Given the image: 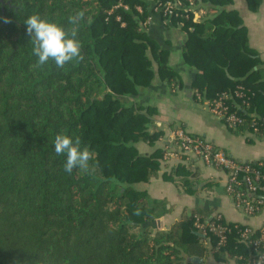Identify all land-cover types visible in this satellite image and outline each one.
Here are the masks:
<instances>
[{
    "label": "trees",
    "instance_id": "1",
    "mask_svg": "<svg viewBox=\"0 0 264 264\" xmlns=\"http://www.w3.org/2000/svg\"><path fill=\"white\" fill-rule=\"evenodd\" d=\"M167 1L0 0V264H194L190 257L201 264L209 257L250 264L252 248L241 240L245 225L224 221L231 232L220 247L211 234L195 235V212L168 231L158 230L166 202L135 187L169 163L164 149L143 154L136 147L153 146L163 136L151 129L156 109L127 102L155 76L172 93L181 87L169 51L141 28ZM192 1L196 11L206 13L207 4L215 15L194 21L192 10H176L179 15L168 20L186 32L182 58L197 70L195 97L212 100L243 87L248 105L240 99L228 104L245 125L229 130L250 139L257 127L255 137L261 139L264 63L239 13L224 8L230 0ZM246 1L257 11L260 0ZM81 11L84 60L64 68L53 61L36 67L24 21L38 14L69 29V18ZM57 134L78 135L89 146L90 174L64 171L66 155L54 150ZM197 162L182 155L161 178L193 195L202 182ZM250 167L264 174V161H250ZM263 189L261 184L259 193Z\"/></svg>",
    "mask_w": 264,
    "mask_h": 264
},
{
    "label": "crops",
    "instance_id": "2",
    "mask_svg": "<svg viewBox=\"0 0 264 264\" xmlns=\"http://www.w3.org/2000/svg\"><path fill=\"white\" fill-rule=\"evenodd\" d=\"M203 6L206 8L203 15L205 19L215 15L216 12L207 9V4ZM224 8L239 13L247 30L249 44L264 63V0H260L255 12L249 10L246 0H230ZM150 16L151 20L145 31L161 47L169 51V65L179 74L181 87L176 93H172L169 87L155 76L149 87L142 89L134 99H127L128 103L136 102L144 107H154L157 113L153 117L151 129L164 133L153 146L145 142L137 143L138 151L151 154L156 149H164L171 129L174 126H182L188 133L205 138L216 148L237 160L264 161V140L253 136L247 139L245 135L231 132L211 113L205 104L206 100L201 101L199 97H195L196 92L192 84L197 70L186 65L182 58L186 32L181 26L165 20L160 12L153 11ZM176 161L172 159L168 164H162L159 176L148 183H142L141 186V190L147 191L152 199L166 202L167 213L155 223L158 230L168 231L175 222L193 212L208 219L220 215L227 223H238L254 229L264 226V206L255 216H249L236 209L225 192L226 175L217 168L204 166L199 161L196 163L202 182L196 187V193L193 195L182 193L172 183L164 181L161 174L165 172L166 167L172 166ZM207 182H212V185L206 187ZM258 197L264 198V189ZM205 263L221 264L216 263L211 257Z\"/></svg>",
    "mask_w": 264,
    "mask_h": 264
},
{
    "label": "built area",
    "instance_id": "3",
    "mask_svg": "<svg viewBox=\"0 0 264 264\" xmlns=\"http://www.w3.org/2000/svg\"><path fill=\"white\" fill-rule=\"evenodd\" d=\"M196 5L192 0H169L162 6L155 7L153 11L160 12L165 20L175 14L176 10L188 12L192 10L194 21H199L205 14L203 10L196 11ZM127 9V7H124ZM140 11V8H138ZM151 16L141 25L145 28ZM242 100L247 103V93L243 87L234 91H225L212 100H206L205 104L213 115L219 118L229 129L235 130L245 125V120L239 116L236 110H232L229 100ZM236 101H233L235 103ZM232 103V104H233ZM238 106V105H236ZM239 107V106H238ZM253 116V115H252ZM256 125V123H254ZM259 134V128L254 127L252 136ZM260 138L264 140V131ZM165 162L172 159L178 160L180 156L196 158L207 167L218 168L225 172V192L231 198L233 206L249 216H255L264 206V198H259V189L264 184V174L250 167V161H240L216 148L211 142L201 136L188 133L182 126H174L164 147ZM261 165V164H260ZM194 227L205 236L213 235L217 239V247L224 246L231 228L224 222L220 215L208 219L199 215L194 216ZM259 229V232L256 231ZM254 229L246 226L241 233V240L252 248L250 264H264V226Z\"/></svg>",
    "mask_w": 264,
    "mask_h": 264
},
{
    "label": "clouds",
    "instance_id": "4",
    "mask_svg": "<svg viewBox=\"0 0 264 264\" xmlns=\"http://www.w3.org/2000/svg\"><path fill=\"white\" fill-rule=\"evenodd\" d=\"M83 16L81 11L70 17L69 24L73 27L69 29L41 18L38 14H33L24 21L26 31L32 37V53L38 58L36 67L43 69L49 61H53L57 68H64L70 62L79 63L84 60L82 42L78 39V23ZM54 150L57 155H66V173L71 174L74 169L91 173L92 152L88 145L82 146L80 136L57 134Z\"/></svg>",
    "mask_w": 264,
    "mask_h": 264
},
{
    "label": "water",
    "instance_id": "5",
    "mask_svg": "<svg viewBox=\"0 0 264 264\" xmlns=\"http://www.w3.org/2000/svg\"><path fill=\"white\" fill-rule=\"evenodd\" d=\"M195 235L202 238V239H206V236L201 234V233L195 232ZM188 260H189V262L194 263V264H201L202 263V260L199 258H196V257H190Z\"/></svg>",
    "mask_w": 264,
    "mask_h": 264
},
{
    "label": "rangeland",
    "instance_id": "6",
    "mask_svg": "<svg viewBox=\"0 0 264 264\" xmlns=\"http://www.w3.org/2000/svg\"><path fill=\"white\" fill-rule=\"evenodd\" d=\"M263 78H264V76H263ZM141 186H142V183L137 184L135 187H136L137 189H141ZM166 207H167V206H166Z\"/></svg>",
    "mask_w": 264,
    "mask_h": 264
}]
</instances>
